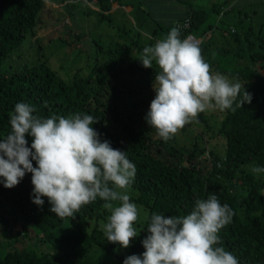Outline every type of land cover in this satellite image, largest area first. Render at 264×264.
Masks as SVG:
<instances>
[{"label":"trees","instance_id":"16d2710c","mask_svg":"<svg viewBox=\"0 0 264 264\" xmlns=\"http://www.w3.org/2000/svg\"><path fill=\"white\" fill-rule=\"evenodd\" d=\"M95 3L99 19L109 22L111 3L119 5V0ZM44 6L45 0H0V64L25 36H35ZM222 9L216 3L208 9L191 8L184 17L189 26L180 31L181 39L187 34L201 39L198 46L213 72L241 83V94L244 86L252 96L242 108L234 103L235 111H222L214 131L223 141L222 154L206 147L204 141L179 147L154 137V128H138L146 124L145 116L155 95L149 89L158 72L155 63L152 69H145L139 59L145 46L166 37L173 28L170 21L164 26L156 23L162 35L154 37L157 29H153L149 38L144 36L146 41L139 32L131 36L130 29L125 28L128 26L117 24L115 37L105 46L94 43L90 70L83 76L76 71L67 82L44 62L0 75V139L10 133L9 114L15 105L25 102L35 107L34 115L42 118L77 113L93 116L97 122L92 127L101 141L107 140L113 148L125 151L135 165L131 187L137 193L130 200L144 207L147 216L138 228L139 235L115 257V264L143 253L141 241L153 213L187 215L196 199H207L209 194L234 211L231 223L218 234L221 243L217 246L230 251L239 264H264V173L250 170L253 164L264 167V35L258 31L257 36L249 38L248 30L242 36L233 30L228 38L204 41L202 36L211 30L209 24L203 27L206 16L214 13L220 17L227 12ZM237 12L240 19L246 17V11ZM26 139L30 146L32 138ZM32 189L30 173L11 189L0 182V220L8 226L15 217H21L24 223L20 230L8 236H26L31 230L41 241L51 244L55 254L11 249L0 255V264H91L88 254L93 246L110 247L96 226L85 231L90 220L101 217L104 201L98 198L82 206L73 218L61 219L49 211L47 198L42 197V207L32 203Z\"/></svg>","mask_w":264,"mask_h":264},{"label":"clouds","instance_id":"9594fccd","mask_svg":"<svg viewBox=\"0 0 264 264\" xmlns=\"http://www.w3.org/2000/svg\"><path fill=\"white\" fill-rule=\"evenodd\" d=\"M139 61L145 69H152L153 63L158 68L145 121L164 141L197 121L200 113L235 111L251 102L244 86L241 94V83L213 72L198 44L181 39L177 27L152 46H145ZM35 111L34 106L19 102L9 114L10 133L0 139L3 187L17 186L30 173L32 203L42 207V197L47 198L49 211L61 219L73 218L82 206L99 198L110 212L102 226L107 242L130 247L139 235L135 227L139 210L127 194L136 168L126 152L101 141L91 115L42 118ZM26 136L32 138L30 146ZM250 170L264 173V167L254 164ZM233 216L234 211L214 194L196 199L187 215L153 213L141 241L143 253L126 257L123 264H239L230 251L217 246L220 230Z\"/></svg>","mask_w":264,"mask_h":264},{"label":"rangeland","instance_id":"374dc122","mask_svg":"<svg viewBox=\"0 0 264 264\" xmlns=\"http://www.w3.org/2000/svg\"><path fill=\"white\" fill-rule=\"evenodd\" d=\"M150 0H129L131 6L127 11L122 8L110 14V21L99 19L97 11L90 9L88 6L78 0H45V6L39 15V22L36 28L35 36H25L19 46L13 49L0 64V75L6 76L14 71L20 70L24 66H29L34 63L44 62L48 68L55 73L61 80L67 82L72 75L78 71V74L83 76L91 68L94 61V43L105 46L115 37V27L117 24H124L130 29V35L135 32L141 34V39L146 41V37L152 33L153 29H157L156 23L159 25H167L169 18H176L172 10L168 8V4L179 5L181 0H157V3H164L165 7L161 9L149 8ZM176 1V2H175ZM222 4L227 12L218 17L214 13H210L204 20V25L209 24L211 30L205 32L202 39L206 41L211 38L230 37L229 29L235 30L236 34L242 36L244 31L248 30L249 38L257 36L258 31L264 35V1L259 4L257 1L252 2L250 7L236 6L233 10H228L226 1L217 0ZM216 1V2H217ZM120 3H126V0H120ZM205 1L191 2L193 9L208 8L205 7ZM50 3L55 6H51ZM59 3H61L59 5ZM84 6H83V5ZM114 4V3H112ZM196 4V5H195ZM240 4V3H239ZM196 6V7H195ZM238 10L247 12L246 17L240 19ZM139 11L140 18L134 13ZM156 12L164 13L165 15H157ZM142 13V14H141ZM144 13V14H143ZM242 16V13L240 14ZM171 22V21H170ZM249 26V27H248ZM200 28V27H199ZM224 29V32L221 30ZM154 37L159 38L162 33L157 29ZM195 38V36H192ZM222 43V41H219ZM219 47L220 44L216 43ZM215 44V45H216ZM242 47V45H240ZM257 49V48H256ZM231 81V80H230ZM152 86L150 85V89ZM154 92H152L153 96ZM222 111L218 109H209L200 113L198 120L194 121L182 129H180L169 142L181 147L190 146L193 142L198 144L204 141L206 147L210 148L218 154H222L223 141L214 134L217 123L220 120ZM150 127L147 123L140 125L138 128ZM154 137H157L156 130ZM136 190L130 186L127 189V194L130 198L135 197ZM263 196L264 194L261 193ZM137 205L139 210L138 221L135 222V227L138 228L143 224L147 216V210L141 205ZM102 215L96 221L90 220L85 227V231H89L92 226H96L101 230L105 245H110L108 249L98 248L93 246L89 252L91 264H115V257L123 254L125 249L118 244L108 243L103 233L102 226L107 222V217L110 212L102 207ZM1 218V217H0ZM5 219L6 217H2ZM9 225L6 226L4 220H0V255L8 250H28L34 252H45L55 254V250L51 244L43 242L40 236L34 234L31 230L24 236L19 233L15 238L9 237V234L17 233L20 230V225L24 223L21 217H15ZM11 224V225H10ZM33 233V234H32Z\"/></svg>","mask_w":264,"mask_h":264},{"label":"crops","instance_id":"0c3cea01","mask_svg":"<svg viewBox=\"0 0 264 264\" xmlns=\"http://www.w3.org/2000/svg\"><path fill=\"white\" fill-rule=\"evenodd\" d=\"M80 2H82L83 4H85L86 6H88L90 9H93L94 11H98V7H97V4L95 3V0H91L90 2H86L85 0H78ZM120 1V0H119ZM129 0H126V3H120L119 2V5L117 3H114L112 4L111 3V8H110V12L113 13V12H116L119 8L127 11L131 6L130 2H127ZM150 1H153V2H150ZM149 2V8H152V9H161L163 7H165L164 3H160V5L157 3V0H150ZM161 1H168V0H161ZM198 1H205L203 5H205V7H210L211 5H213L214 3L216 4H219V5H222L220 3H218L217 0H181L180 4L179 5H174V4H168V8L172 10L171 13H173V15H171L169 13L170 16L168 17H171V16H174L176 18H173V19H170L168 21H171L172 23L174 22H177V21H181L183 20V18L187 15V13L190 12L191 8L193 9V6L191 4V2H198ZM217 1V2H216ZM223 2L226 1V3H228V10L231 9L233 10V7H236L237 5L239 6H242V7H250V5H252V2H258L259 4L263 3L264 0H222ZM252 1V2H250ZM176 2V1H175ZM240 3V4H239ZM82 4V5H83ZM126 4V5H125ZM130 4V5H129ZM51 6H55L54 4L50 3ZM60 5V4H59ZM122 5H125V6H122ZM196 5V4H195ZM84 6V5H83ZM163 6V7H162ZM196 7V6H195ZM223 8V6H221ZM198 8V7H197ZM208 8H205V9H208ZM198 9H202V8H198ZM222 10L225 11V9L223 8ZM241 11V10H240ZM157 15H165L164 13H159V12H156ZM137 17L140 18V15H139V11L135 12L134 13ZM142 14V13H141ZM144 14V13H143ZM166 16V15H165ZM185 19V18H184ZM199 40H201L199 38Z\"/></svg>","mask_w":264,"mask_h":264},{"label":"built area","instance_id":"2783aa9c","mask_svg":"<svg viewBox=\"0 0 264 264\" xmlns=\"http://www.w3.org/2000/svg\"><path fill=\"white\" fill-rule=\"evenodd\" d=\"M67 1L68 2H71L72 0H67ZM188 26H189V21H188L187 18H185V19H183L181 21H177V22H174L173 23V27L179 28L180 31L186 30L188 28ZM229 32H233V30L232 29H229ZM184 38H190L191 40H193L197 44H199V42H200L199 39L192 37L190 34L185 35Z\"/></svg>","mask_w":264,"mask_h":264}]
</instances>
